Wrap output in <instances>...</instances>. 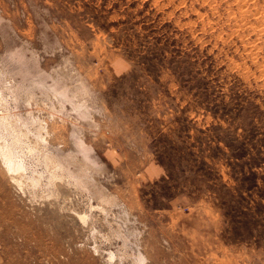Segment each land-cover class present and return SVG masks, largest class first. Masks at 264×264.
Masks as SVG:
<instances>
[{
	"label": "rangeland",
	"instance_id": "obj_1",
	"mask_svg": "<svg viewBox=\"0 0 264 264\" xmlns=\"http://www.w3.org/2000/svg\"><path fill=\"white\" fill-rule=\"evenodd\" d=\"M263 17L0 0V264H264Z\"/></svg>",
	"mask_w": 264,
	"mask_h": 264
},
{
	"label": "bare ground",
	"instance_id": "obj_2",
	"mask_svg": "<svg viewBox=\"0 0 264 264\" xmlns=\"http://www.w3.org/2000/svg\"><path fill=\"white\" fill-rule=\"evenodd\" d=\"M256 7H257V6H256ZM258 12H259V11H258ZM263 18H264V17H263ZM261 26H262V25H261ZM257 27H258V26H257ZM262 28H263V27H262ZM262 31H263V30H262ZM253 44H254V43H253ZM6 117H7V116H6ZM3 118H4V117H3ZM0 125H1V124H0ZM1 126H2V125H1ZM1 126H0V127H1ZM2 139H3V138H2ZM2 148H3V147H2ZM5 148H6V147H5ZM3 149H4V148H3ZM3 149H2V150H3ZM2 150H1V151H2ZM2 154H3V153H2ZM4 154H5L4 156L6 157L7 162H8V163H11V157H10L9 153L5 152ZM9 168H10V166H9Z\"/></svg>",
	"mask_w": 264,
	"mask_h": 264
}]
</instances>
